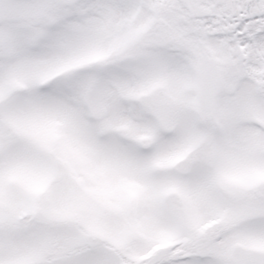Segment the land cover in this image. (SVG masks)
Masks as SVG:
<instances>
[{"label": "snow or ice", "instance_id": "snow-or-ice-1", "mask_svg": "<svg viewBox=\"0 0 264 264\" xmlns=\"http://www.w3.org/2000/svg\"><path fill=\"white\" fill-rule=\"evenodd\" d=\"M0 264H264V0H0Z\"/></svg>", "mask_w": 264, "mask_h": 264}]
</instances>
